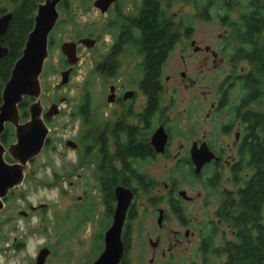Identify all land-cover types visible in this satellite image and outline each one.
I'll return each instance as SVG.
<instances>
[{
	"label": "flooded vegetation",
	"instance_id": "obj_1",
	"mask_svg": "<svg viewBox=\"0 0 264 264\" xmlns=\"http://www.w3.org/2000/svg\"><path fill=\"white\" fill-rule=\"evenodd\" d=\"M46 1L39 3L37 9ZM96 1L59 0L56 5L58 19L47 41L49 52L53 46L52 37L58 24L59 14H67L72 4L76 3L80 8L91 5L100 18L104 19L96 28L92 27L95 29L94 33H84L85 25L80 27L83 29V35L77 33L70 41H65L76 45L78 58L81 53L98 51L94 71L98 80L108 82L102 95L105 104L110 108L108 113L103 115L96 113L92 116L88 94L84 95L76 107V115L81 124L79 129L82 130L83 127L84 131L81 134L80 144L71 140L65 143V147L74 153V158L70 157V160H74L73 168L68 175L77 172L76 180L81 181L88 174L94 181L92 185L86 186L84 194L79 197V209L83 212L84 222H93L97 204L102 205L109 223L107 230L113 222L117 207L116 190L121 189L125 194L131 195L121 230L123 257L119 264H126L125 257L131 243L129 226L136 218V199L140 195H149L162 183V195L158 199L147 198L156 214V226L162 232L171 215L185 228V231L183 239L176 232L173 243H170L167 249L161 246V238L158 234L154 242L149 239L148 245L154 253V257L149 260L152 264L156 255L165 257L171 249L180 247L184 240L196 235L190 232L192 222H189L190 217L183 208V203H192L194 200L186 191L179 189L181 180L190 177L200 182L208 193L218 189L222 180L232 185L234 190L224 189L220 192L221 201L215 213L217 220L223 213L225 216L226 212L225 217L230 216L229 206L235 205L237 192L253 174V170L248 167L251 162L252 136L245 115L261 117L258 127L255 128V134L260 138V126L264 122V106L260 101L245 103V94L239 79L246 76L250 70L246 73L243 71L236 73V66L241 62H245L250 68L246 61H236L238 43L235 38L243 27V17H240V22L235 23L230 17L196 14V17H190L185 23L186 21L170 11L173 0H115L102 14L94 8ZM123 1L127 3L125 10L120 7ZM206 1L210 8L213 0ZM234 1L223 0L222 3L224 6H230L235 3ZM191 2L196 5L198 0ZM9 7L6 6L8 10L5 14H11ZM63 7L66 8L64 11ZM150 8L152 12L149 11ZM215 18L221 22L222 33L215 37L205 31L197 34L196 25L199 21L209 24ZM144 21L146 23L154 21L153 30L164 33L163 41L159 43L162 56L155 65L152 76L154 83L152 91L145 87L149 74L145 41L149 37V28L145 27ZM82 39L94 41L93 47L87 49L80 45L79 41ZM175 53H179L176 58L179 61L171 63V57ZM66 65L65 70L69 68L67 63ZM204 77L213 79L211 93L207 92L208 96H205L209 100L208 109L204 115L198 114L197 105L200 102L195 94V97L189 101L191 107L189 114L183 118L185 125H180L177 129L179 130L177 137L181 140L173 143L172 118L167 113L173 106L174 98L171 97L169 106H166L163 95L164 85L171 83L174 85V93H178L181 84L194 88ZM32 102L31 100L30 105ZM64 102L65 100L61 99L54 105L59 107V104L62 105ZM42 117L44 121L52 119L44 118V113ZM198 119H202L201 127ZM24 122L20 119V123ZM159 132L165 136L161 151L152 144L153 137ZM160 160L171 164L169 169L166 168L167 176L162 180L147 171L149 165ZM201 162L202 166L197 171L196 164ZM181 192L185 193V197L180 196ZM97 196L100 198L99 202ZM160 205L164 207L160 208ZM87 214L90 216L86 217ZM26 216L25 213L23 217ZM213 226L215 225L212 223L208 225L200 223L197 234L202 245L207 241L211 242V238L216 236L214 234L216 226ZM209 227L212 229L211 234H204V230H209ZM103 238L104 235L102 241Z\"/></svg>",
	"mask_w": 264,
	"mask_h": 264
},
{
	"label": "rangeland",
	"instance_id": "obj_2",
	"mask_svg": "<svg viewBox=\"0 0 264 264\" xmlns=\"http://www.w3.org/2000/svg\"><path fill=\"white\" fill-rule=\"evenodd\" d=\"M222 1H212L207 12L208 16L230 17L232 22H240V17L246 11L247 0H235V3L228 8ZM206 2V0H198L195 5L191 0H173L170 11L187 23L190 17H196V14L201 13L207 5ZM0 6L9 7L6 3H1ZM120 7L125 10L126 1H123ZM103 20L91 5L80 8L75 3L70 5L67 14H59L58 24L52 37L53 46L48 52L39 78L41 93L35 101L40 103L43 113L59 100L64 99L65 102L62 105L59 104L60 111L57 117L44 121L48 128V135L41 153L25 166L21 185L10 190L3 200L4 206L0 211V264H36L37 254L43 248L49 250L44 264H93L103 250L102 237L109 224L104 208L97 204L93 222H84L78 200L84 194L86 186L92 185L94 181L88 174L81 181L76 180L77 172L68 175L73 168L74 160H70V157L74 158V153L65 147L68 140L80 144L84 129L83 127H81L82 130L79 129L81 124L76 115V107L85 94H88L91 100L92 116L96 113L103 115L110 110L102 95L105 93L108 82L98 80L94 71L98 51L93 50L78 55L79 62L73 67L68 83L58 86L60 73L67 67L65 57L59 50L61 43L70 41L77 33L79 35L94 33L95 29L92 27L96 28ZM207 24L199 21L196 25L197 34L205 31L215 37L222 33L219 19L215 18ZM82 26L86 27L84 33L80 28ZM178 54L172 55L171 63L179 61L176 60ZM249 70L245 62L236 66L237 74L242 71L246 73ZM219 78L221 79V76ZM212 81L213 79L204 77L194 88H188L183 83L178 93H174V85L171 83L164 85L163 95L166 106H169L170 98H174L173 106H170L167 113L172 118L173 143L181 140L177 137L179 132L177 129L180 125H185L183 118L189 114L191 109L189 101L195 97V94L200 102L197 105L198 114L206 113L209 100L205 96H208L207 92L211 93ZM212 89L215 93V88ZM28 118L29 116L27 120ZM198 123L201 127L202 119H198ZM202 130L203 127L200 129V134ZM14 142L15 140L5 148ZM4 158L7 163H13L8 153H5ZM170 167V163L160 160L149 165L147 171L162 180L167 176L165 172ZM179 189L186 191L187 195L194 200L192 203H183V208L190 217L189 222H192L190 232L196 235L184 240L180 247L171 249L165 257L156 255L152 264H223L225 256L217 257L210 251H217L223 247L224 243L232 242L236 230L225 216L218 217L221 221L217 220L215 213L221 201L220 192L224 189L234 190V188L222 180L218 189L208 193L200 182L187 177L181 180ZM162 192L161 183L149 195H140L136 199V218L129 226L131 243L125 257L126 264H150L149 260L154 257V253L148 245V240L151 239L154 242L157 234L161 238V246L165 249L173 243L176 232L183 236L185 228L171 215L162 232L156 226V214L147 198L158 199ZM99 201L98 197L97 202ZM159 207L162 208L164 205ZM21 212L26 213L27 216H21ZM89 216V214L86 215V217ZM200 223L205 225L212 223L216 226H213L216 228L214 233L216 236L211 238V242L203 245L197 234ZM211 227L209 230H204V234H211Z\"/></svg>",
	"mask_w": 264,
	"mask_h": 264
},
{
	"label": "trees",
	"instance_id": "obj_3",
	"mask_svg": "<svg viewBox=\"0 0 264 264\" xmlns=\"http://www.w3.org/2000/svg\"><path fill=\"white\" fill-rule=\"evenodd\" d=\"M43 0H0L10 6L11 19L0 46L7 50V55L0 59V105L1 92L10 78L15 62L21 57L25 41L33 27V18L39 3ZM226 8L230 7L225 5ZM67 8V6H66ZM65 7L62 8L64 11ZM208 5L200 14H207ZM246 11L241 16L243 27L235 40L238 43L236 61L244 60L250 66V71L239 79L244 90L245 103L262 102L264 106V0H247ZM6 6H0V17L7 12ZM152 12V9H149ZM145 23L149 28V37L145 41L147 49L148 78L147 90H153L152 76L155 65L162 56L159 43L163 41V32L154 31V21ZM156 50V52H154ZM151 72V73H150ZM30 101L24 99L19 105V115L22 122L27 120V109ZM250 128L252 141L250 142L249 168L253 174L237 192L235 205L229 206L230 216L225 217L235 228L234 240L224 243L221 249L210 252L218 256H225L223 264H264V122L260 126V138L255 134V128L261 121L257 115H245ZM14 141L13 128L6 125L1 135V143L6 146ZM227 216V212L225 213ZM224 216V213L221 217ZM211 238V237H210ZM207 241L206 243H208Z\"/></svg>",
	"mask_w": 264,
	"mask_h": 264
},
{
	"label": "water",
	"instance_id": "obj_4",
	"mask_svg": "<svg viewBox=\"0 0 264 264\" xmlns=\"http://www.w3.org/2000/svg\"><path fill=\"white\" fill-rule=\"evenodd\" d=\"M115 0H97L94 8L102 14L107 11ZM59 0H47L40 5L34 17L32 31L28 34L22 50L21 57L15 62L9 80L5 83L1 92L0 105V211L3 209V200L8 192L21 185L24 179V168L33 158L38 156L47 139L48 128L46 127L42 114L43 110L38 99L41 89L39 78L43 71L44 62L48 56V36L55 27L58 19L56 5ZM11 14L0 17V38L5 35ZM79 44L87 49L92 48L94 41L82 39ZM60 53L65 57L69 68L60 73L58 86H64L69 81L72 68L79 62L76 54V45L72 42H64L60 46ZM7 55V50L0 46V59ZM31 99L33 102L28 108V120L20 123L18 106L23 99ZM59 114V107L51 105L44 113V118H53ZM10 125L14 130L15 142L7 148L1 143V135L5 126ZM165 142L163 133H157L152 144L161 151ZM5 153L13 161L9 164L5 161ZM197 165V171L202 162ZM185 197V193H180ZM131 195L125 194L123 190H116L117 207L110 228L104 233L103 250L93 264H119L123 257V245L121 242V230L125 218L126 209ZM25 216L24 212L20 213ZM49 250L41 249L36 257V264H44Z\"/></svg>",
	"mask_w": 264,
	"mask_h": 264
}]
</instances>
